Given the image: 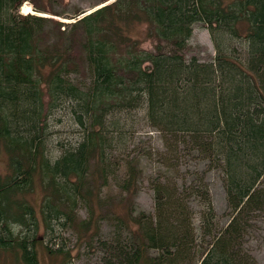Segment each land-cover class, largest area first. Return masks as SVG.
<instances>
[{
	"label": "trees",
	"instance_id": "1",
	"mask_svg": "<svg viewBox=\"0 0 264 264\" xmlns=\"http://www.w3.org/2000/svg\"><path fill=\"white\" fill-rule=\"evenodd\" d=\"M24 1L31 2L0 0V150L8 164L0 175V243L26 264H37L33 244L40 223L25 198L37 178L47 192L42 225L74 223L78 197L89 213L77 223L79 230L104 217L127 228L126 244L113 247L123 264L193 258L197 264H259L243 237L252 212L264 209V0H113L67 23L22 14ZM35 4V10L48 11ZM49 12L66 15L55 7ZM82 12V7L71 11L72 16ZM196 22L204 24L213 42L209 61L186 55ZM139 24L145 28L137 36L133 26ZM145 40L152 41L151 49L141 46ZM81 71L87 82L74 81L72 75ZM67 100L82 136L49 159L45 113ZM139 110L161 136L166 170L153 181V212L134 214L128 208L120 214L101 207L94 173L109 177L105 149L113 136L108 130L132 125L131 113ZM185 155L203 162V171L220 173L224 225H215L207 181L169 176L197 173L196 167L181 169ZM139 173L138 163L124 158L119 193L130 192ZM14 194L19 196L12 199ZM190 196L204 204L198 228ZM22 224L27 233L16 236L11 226ZM151 248L158 252L150 254Z\"/></svg>",
	"mask_w": 264,
	"mask_h": 264
},
{
	"label": "rangeland",
	"instance_id": "2",
	"mask_svg": "<svg viewBox=\"0 0 264 264\" xmlns=\"http://www.w3.org/2000/svg\"><path fill=\"white\" fill-rule=\"evenodd\" d=\"M98 1L31 0V2H23L20 12L22 14L35 13L48 15L67 23L91 11L100 4L91 7ZM111 1L113 0H108V2ZM35 3L44 5L48 11L41 12L35 10ZM52 7L64 10L66 15L59 16L49 12ZM76 7L84 8V12L77 16H72L71 11ZM144 28V24L134 25L133 32L137 36L141 35L144 32ZM141 46L151 49L152 41L145 40ZM238 49L241 50V47L239 46ZM214 54L215 49L208 29L201 22L194 23L186 55H195L201 61H209L214 57ZM84 73L81 71L80 73L73 74L74 81L87 82L88 77H85ZM70 107L71 101L67 100L58 103L57 106L52 107L45 113L46 123H44L42 133L43 137H46L44 140V150L49 159L58 156L62 148L73 147L75 145L74 142L80 140L82 136V129L74 122ZM143 115L144 111L142 110L132 112L131 116L135 120L132 125L131 122L124 125L123 122L125 120L121 119L120 122L123 124L121 131L118 130V132L112 133L111 130H108L109 133L107 135L109 137L113 136L111 144L105 149L107 151L106 160L109 164L108 171L110 175L108 178L104 176L98 177V172L94 173V176H96L95 183L101 187V207L104 209L114 207L115 211L120 214H126L128 208H131L134 214L140 211L153 212V181L161 171L166 170V168L162 167L161 156L159 154V152L164 150V146L159 132L148 125ZM125 117L131 120L127 115ZM130 125L131 127H129ZM127 156L133 158L138 163L140 173L136 186L131 188L130 192H123L121 194L119 193L117 182L122 177L124 158ZM180 165L181 169H193L196 167L198 169L197 173L192 175L190 172L187 173V171H181L179 174L169 172V176L173 177L174 180L177 176V179L183 176L187 181L191 179L195 181L196 177L197 179L202 177L203 181H207L212 206L216 214V224H214L217 226L224 225L228 220V215L226 214V196L218 170L210 169L209 171H203L205 169L203 162L192 159L187 155L180 159ZM7 172V156L4 151L0 150V175H4ZM178 181L182 182L181 179ZM32 188V191L27 193L25 198L30 204L34 205L40 223L38 231H36L37 240L33 244L37 264H123V262L113 256L117 254L113 250V247H117L121 242L126 244L128 241L129 234L124 225L120 226L118 222L111 220V218L104 217L99 220L98 224H92L90 229L79 230L77 223L82 219H87L89 213L85 202L76 197L74 223L69 224L68 222L67 224L58 225L56 222H52V228H45L41 221V205L47 192L41 188L37 178H35ZM18 196V194H14L11 198L13 199ZM187 199L189 209L192 211L193 227L198 228L201 224L198 216L204 204L200 203L198 198L194 199L193 196ZM11 227L12 229L14 228L16 236L22 237L27 233V227L24 224L12 225ZM95 229L97 230L96 232ZM90 234L92 236L89 238ZM243 246L259 264H264V209L252 212L250 215L243 237ZM149 252L150 254H154L158 250L151 248ZM195 262L196 259L193 258V261L189 263L182 261L178 264L198 263V261L197 263ZM0 264L26 263L20 258L19 253L16 254L10 247L0 243Z\"/></svg>",
	"mask_w": 264,
	"mask_h": 264
}]
</instances>
